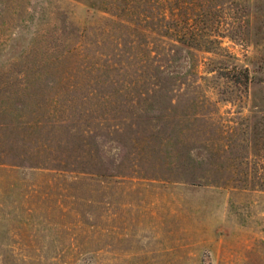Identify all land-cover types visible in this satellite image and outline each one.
<instances>
[{
	"label": "rangeland",
	"instance_id": "rangeland-1",
	"mask_svg": "<svg viewBox=\"0 0 264 264\" xmlns=\"http://www.w3.org/2000/svg\"><path fill=\"white\" fill-rule=\"evenodd\" d=\"M162 4L0 0V264H264V0Z\"/></svg>",
	"mask_w": 264,
	"mask_h": 264
},
{
	"label": "trees",
	"instance_id": "trees-1",
	"mask_svg": "<svg viewBox=\"0 0 264 264\" xmlns=\"http://www.w3.org/2000/svg\"><path fill=\"white\" fill-rule=\"evenodd\" d=\"M103 1V2H102ZM106 1H110V0H86V3L94 9H100V10H104V11H108L110 12L111 10H115L117 8L121 9V11H123L126 15H131L130 18H132L131 20H129L130 22L136 24L137 26H141L142 24H146L147 26H150L151 24H156V28L152 29L154 31V33H157L161 38L163 36H166L168 33V28L167 25L165 24V13H164V8H163V0L161 2H157L159 7L161 8V12H159L160 14V18L158 20H155L156 18H154L151 14H148L146 11V9L144 7H148V4L152 3L151 0H130L129 2H127V0H123V4L118 3L115 4L116 2H119V0H111L110 5L112 4L113 6H106L109 5V2ZM102 3V4H101ZM105 3H108L106 5H104ZM115 7V8H113ZM140 8L141 10H137V8ZM163 8V9H162ZM113 10V11H114ZM143 17V18H141ZM129 18V19H130ZM150 23V24H149ZM194 29V28H193ZM176 31H180L179 28L176 29ZM191 34H193L192 30H191ZM200 38H198V34L195 33L194 35H192V40L193 41H203L206 43V45H209V43H214V39L212 38H207L208 40H199ZM203 39V38H201ZM209 46H207L208 48ZM153 58V57H152ZM239 73L242 76V80L246 79L248 80L250 78L249 76V72L246 68L240 69ZM244 83V82H243Z\"/></svg>",
	"mask_w": 264,
	"mask_h": 264
}]
</instances>
